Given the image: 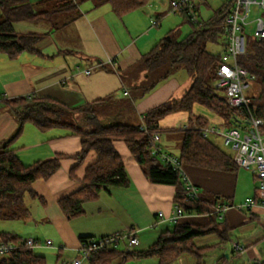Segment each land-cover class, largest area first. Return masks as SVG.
<instances>
[{
  "label": "crops",
  "instance_id": "obj_1",
  "mask_svg": "<svg viewBox=\"0 0 264 264\" xmlns=\"http://www.w3.org/2000/svg\"><path fill=\"white\" fill-rule=\"evenodd\" d=\"M74 1L77 7L72 10L55 12L48 20L32 22L33 29L18 32L40 35L33 51L25 50L13 57L0 52V143L12 138L19 128L17 117L4 102L8 98L51 97L73 108L90 102L92 113L77 114L70 121L92 130L97 125L112 123L137 126L149 109L173 98L180 99L189 89L191 76L180 66L144 94L146 88L159 79L161 71L149 72L139 61L143 54L174 31L164 28L160 14L154 19L155 13L148 14L139 8L120 16L113 10L110 0ZM156 4L164 5L162 9L170 8L168 0H159ZM49 9H54V4ZM198 117L205 124L197 120ZM194 124L227 125L218 114L200 104L194 105L192 114L186 111L169 113L159 125L175 130L161 133L163 149L179 156L183 129L185 125L192 127ZM207 138L219 148L218 142L230 147L225 145L220 134L209 133ZM114 145L127 168L129 186L104 189L99 198L84 204L83 214L69 217L61 209L59 200L84 185L86 169L96 161L97 154L91 150L79 164L74 157L81 150L78 135L66 127L42 130L26 122L11 144L20 160L30 165L61 155V166L50 178L33 182L37 197L26 196L28 211L24 217L0 220V241L3 232L21 237L29 226L28 229L39 232L27 236L39 242L34 251L38 249L36 253L45 256L41 251L53 247L57 251V264H65L79 256L82 237L99 238L134 228L139 238L134 250H144L176 223H210L207 214L184 213L177 222L172 221L175 186L150 182L126 143L117 140ZM230 155H234V150ZM181 170L184 179L196 186L201 196L216 197L217 205H228L222 218L218 215V221L228 229V238L223 241L209 234L198 241L200 245L217 244L210 252L219 250L222 256L216 258L215 255L211 264L263 263L264 206L244 205L248 198L258 194L252 170L239 167L236 171H223L190 164H182ZM40 226L43 230H39ZM42 233L47 237L45 241L38 236ZM48 240L52 244H47ZM233 242L241 243L245 249L236 250ZM122 243L125 247L123 241L119 248ZM126 260H130V264H158L155 257L132 256L124 262ZM171 264H195V258L183 253Z\"/></svg>",
  "mask_w": 264,
  "mask_h": 264
},
{
  "label": "trees",
  "instance_id": "obj_2",
  "mask_svg": "<svg viewBox=\"0 0 264 264\" xmlns=\"http://www.w3.org/2000/svg\"><path fill=\"white\" fill-rule=\"evenodd\" d=\"M48 1L51 0H45L43 3ZM54 2V9L50 10L39 9L32 0H0V9L4 15L0 20V52L13 57L25 50L35 49V43L40 35L19 34L15 28L16 22L44 21L55 12L77 7L74 0ZM110 2L113 10L123 16L144 7L149 0H110ZM233 3L234 0H225L209 19L198 22L192 21L185 12H180L192 24V31L180 40L171 32L148 53L142 55L139 61L142 68L152 73L161 71L159 79L147 87L144 94L167 79L172 71L180 66L184 67L191 76V85L180 99H170L145 113L142 120L147 127L145 130L140 129L142 122L137 126L124 123L97 125L92 130L83 129L72 123L70 120L73 116L94 111L90 102L73 108L51 97L31 95L5 99V104L19 121V128L12 138L0 143V220L19 219L26 215L28 211L26 196L37 197L32 187L33 182L50 178L61 166V155L39 160L30 165L20 160L15 150L11 148V144L22 131L24 124L29 121L42 130L66 127L71 133L80 137L81 150L74 155L79 164L83 163L91 150L97 154L96 161L86 169L84 185L59 200V205L67 216L83 214L84 204L99 198L104 189L129 186L127 168L114 145L115 141L122 140L150 182L175 186V207H181L187 214H207L211 218L207 225L176 223L172 228L163 231L157 240L144 250L126 251L127 241L126 249L118 247L121 242L111 244L92 254L88 264H111L119 256H124V259L132 256L155 257L158 259V264H171L183 253H190L195 258V264H205L207 254L217 244L200 245L198 241L209 234L217 235L223 241L228 238V229L223 222L218 221L219 214L215 211L218 199L203 197L201 194L198 199L189 198L188 182L184 179L182 170L153 155L151 147L155 133L175 130V128L160 127L159 121L164 116L178 111L192 114L195 104L214 111L227 125L236 126L243 121V112L228 104L224 90L217 85L219 65L228 42L224 21ZM195 8L198 11L199 5L196 4ZM222 39L224 40L221 52L212 53L208 50L209 43H218ZM238 63L254 76L252 81L254 91L250 94L252 106L256 116L264 119V37L248 36V52L238 58ZM164 67L165 71H163ZM197 120L205 124L201 117ZM178 157L181 164L213 170L236 171L239 168L233 156L204 137L199 128L194 127L183 129ZM91 238L94 237H82L81 242ZM1 241L17 243L19 246L10 253L1 255L0 264H47V258L28 247L22 237L3 232Z\"/></svg>",
  "mask_w": 264,
  "mask_h": 264
},
{
  "label": "built area",
  "instance_id": "obj_3",
  "mask_svg": "<svg viewBox=\"0 0 264 264\" xmlns=\"http://www.w3.org/2000/svg\"><path fill=\"white\" fill-rule=\"evenodd\" d=\"M195 1L169 0V4L173 12H185L192 21L198 22ZM252 4H257L260 9H264V0H234L231 10L225 17L224 26L227 31L228 42L219 65L217 80V85L224 90L228 104L233 108L240 109L244 114V119L236 126H227L226 124L192 125L194 128H199L204 137H208L209 133L220 134L225 145L234 150V162L239 167L252 170L257 182L258 194L255 198H248L245 201L244 205L247 207L255 204L264 206V119L256 116L249 94L254 76L238 63V58L248 52L246 21L251 13ZM153 21L154 24L157 23L156 20ZM253 36L256 38L264 37V18L257 19ZM189 126L185 125V128ZM140 129H147L144 122L141 123ZM160 141L161 134L155 133L152 139V154L158 156L163 162L181 169L182 164L179 157L165 151ZM187 194L189 198L198 199L199 189L188 183ZM227 207L226 204L215 206V211L220 218H222ZM183 214L184 211L181 207H174L171 216L172 221L177 222ZM160 216H163L162 212ZM123 240L128 243L127 251L132 252L139 243L137 231L134 228H128L112 235L82 241L79 256L65 264H84V262H88L92 254L111 244H119ZM24 242L32 249L39 244L33 238H26ZM47 244H52V241L48 240ZM18 246L17 243L0 241V256L10 253ZM233 247L239 251L245 249V246L239 242H233Z\"/></svg>",
  "mask_w": 264,
  "mask_h": 264
},
{
  "label": "rangeland",
  "instance_id": "obj_4",
  "mask_svg": "<svg viewBox=\"0 0 264 264\" xmlns=\"http://www.w3.org/2000/svg\"><path fill=\"white\" fill-rule=\"evenodd\" d=\"M32 1L34 3H37L39 0H32ZM156 1L159 2V0H150L146 4V6H144L143 8L140 9V11L146 10L148 14H151L152 12L155 13L154 19H156L155 17L157 16V14H160V16H161L160 21H162V22L164 21L163 22L164 28L165 29H170V28L173 29L174 30L173 31L174 36L176 38H178L179 40L184 38L185 36H187L192 31V29H193L192 24L189 22V20L187 18H185L183 16V14H181L180 12L170 11V8H168V10L162 9L164 7V5L160 4L161 6H163V7H161L158 4H156ZM224 1L225 0H196L195 1L196 4L199 5V10L197 11L198 20L203 21V20L209 19L214 14L215 10L219 9L223 5ZM168 3H169V0H168ZM37 4H38L39 9H46V8H50L53 5V1L51 0V1H48L47 3H44V4L38 2ZM158 7H160V9H158ZM3 18H4V15L2 13V10L0 9V20H2ZM258 18H264V9H260V7L257 4H252L251 5V13H250V15L246 21L247 22L246 32L248 35H251L254 32ZM30 23H32V22H26V21L16 22L15 23L16 31L25 33L27 30L33 29V26H31V25H33L34 23H32V24H30ZM223 40L224 39H222L221 42H218V43H209L208 47H207L208 50L212 53L221 52ZM183 69L184 68L182 67V70ZM253 91H254V88L252 86V89H250L249 94H252ZM218 145H220L221 148L224 149L225 151H227L229 154H233V150L230 147L222 146V144L220 142H218ZM8 223H10V222H8ZM28 227L29 226L25 227V228H27V230H23L24 234L22 233L23 236H21L23 239L28 238L27 237V236H29L28 234L31 235V234H35L36 232L39 233L38 231L35 232L33 230L28 229ZM29 228H31V227H29ZM39 230H43V227L40 226ZM38 236H39V238H42V240H44V241L47 239V237L43 233H42V235H38ZM121 242H123V241H121ZM124 242L126 243V240ZM53 246H56V245L53 244ZM123 248L124 247H123V243H122L121 249H123ZM125 249H126V247H125ZM37 251H38V249L35 250V252H37ZM41 252H42V254H45V256L47 258V264H57V251L53 247H49V249H43V251H41ZM215 255H216V258H219L220 256H222V253H220L219 250L209 252L207 254L205 264H211L213 257H215ZM128 259H131V257ZM123 262H124V256H119L118 258H116V260L112 264H122ZM123 264H130V260H126Z\"/></svg>",
  "mask_w": 264,
  "mask_h": 264
}]
</instances>
